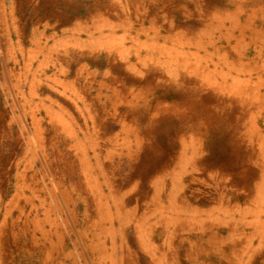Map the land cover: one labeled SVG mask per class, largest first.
<instances>
[{"label": "rangeland", "instance_id": "rangeland-1", "mask_svg": "<svg viewBox=\"0 0 264 264\" xmlns=\"http://www.w3.org/2000/svg\"><path fill=\"white\" fill-rule=\"evenodd\" d=\"M17 1L11 17L8 0H0V264H150L149 248L162 244L159 211L166 205L173 170H178V149L184 145L177 133L197 126L213 156L202 163L224 162L215 158L225 156L216 145H241V124L247 118L242 109L255 111L256 99L264 97L263 81L241 76L236 82L240 89L222 88L230 85L220 77L227 73L213 72L219 86L203 87L199 80H207L195 69L200 65L190 44L180 46L187 50L182 69L164 71L163 51L175 48L177 41L167 37L169 24L160 5L172 2L173 9L184 0H151L150 5L149 0H133L146 4L152 17L136 7L129 14L137 20L132 31L128 24H101L102 37L110 30L116 33L120 49L81 56L78 48L93 39L81 32V44L72 43L70 56L58 57L70 61L67 76L81 62L96 72L79 76L71 94L70 87L59 89L68 92L64 96L48 86L57 61L45 55L46 47L31 63L25 46L32 42L17 39L18 30L10 29L11 19L19 29L38 20L35 8ZM204 3L185 0L198 16ZM94 4H88L90 12ZM71 14L63 20H71ZM172 14L186 33L194 32V15L178 9ZM213 58L202 64L223 69L219 58ZM38 65L41 71L34 80ZM172 78L199 105L194 117L178 119L158 109L159 102L178 99L180 89L166 87ZM242 97L251 102L242 103ZM56 112L64 122L54 120ZM236 195L228 192L225 199L240 201Z\"/></svg>", "mask_w": 264, "mask_h": 264}, {"label": "crops", "instance_id": "crops-1", "mask_svg": "<svg viewBox=\"0 0 264 264\" xmlns=\"http://www.w3.org/2000/svg\"><path fill=\"white\" fill-rule=\"evenodd\" d=\"M149 1L150 5L152 2ZM204 2L203 10L198 11L200 17L192 14L185 0L173 9L172 2L160 5L164 6L163 14L169 24L167 37L177 41L173 45L175 48L163 51L164 71L182 69L187 50L180 46L190 44L195 50L191 56L200 65L195 69L203 71L207 80H199L203 87L210 89L219 86L218 79L211 77L213 72L227 73L220 77L223 83L230 85H221L222 88L240 89L236 82L241 76L254 77L264 83V0ZM8 3V15L14 17L13 9L20 3L16 0H8ZM91 3L95 4L90 12L88 4ZM145 5L133 0H23L22 7L35 8L33 12L38 20L30 21L19 29L13 26L15 21L11 19L10 29L18 30L17 39L32 42L30 46H25L29 55L27 60L30 59L31 63L40 58L42 49L46 47L45 55L57 61L54 64L55 73L49 78L52 85L48 86L67 96L68 92L59 89L70 87L71 94L72 84L79 76L87 78L96 72L89 70V64L81 62L73 74L67 76L70 61L66 58L58 61V57L70 56L72 43L81 44V32H88L93 37L89 43L78 48L77 53L81 56L87 58L91 54H99L103 49L109 52L120 49V38L116 33L110 30L105 38L102 37L105 33H101V24H128V31H132L137 20L129 17L131 10L134 12L137 7L144 17H152L145 10ZM62 9L65 14H62ZM175 9L182 14L195 16L198 25L192 34L186 33L182 24H176L172 14ZM68 13H72L71 20H63ZM110 27L116 28L114 25ZM8 38L13 39L12 35ZM44 40H53L54 43L45 44ZM213 56L219 58L223 69L202 64L205 60L204 63L208 64L214 61ZM38 71H41V65L34 70V80H37L35 75ZM166 87L179 88L178 99L161 101L158 109L178 119L194 117L191 113L200 107L195 103V98L185 97L183 85L177 79L174 83L172 78L167 79ZM122 96L125 95H117L118 98ZM256 100L258 106L255 111L249 112L248 106L247 110L242 109V114H246L247 118L241 124L244 128L241 145H216L222 153L221 148H224L225 156L215 157L217 161L224 160L222 163H202L203 158L213 156H210L211 149L205 143L204 133L198 132L197 126H193L189 133L185 129L177 133L184 145L178 149L181 156H178V170H173L172 183L166 192V205L159 211L162 216V244L149 248L150 264H264V97ZM241 102L247 104L251 101L242 97ZM54 118L59 123L63 119L58 112ZM187 177L191 179H185ZM158 180L157 177L152 183ZM185 183H189V188L188 185L184 186ZM192 183L194 186L190 188ZM228 192L236 193L240 201L236 203L234 199H225ZM204 201H207L206 206L202 205Z\"/></svg>", "mask_w": 264, "mask_h": 264}]
</instances>
